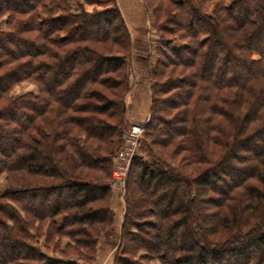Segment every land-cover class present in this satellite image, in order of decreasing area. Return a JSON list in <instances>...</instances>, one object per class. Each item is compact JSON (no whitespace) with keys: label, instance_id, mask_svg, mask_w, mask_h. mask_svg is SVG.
<instances>
[{"label":"trees","instance_id":"obj_1","mask_svg":"<svg viewBox=\"0 0 264 264\" xmlns=\"http://www.w3.org/2000/svg\"><path fill=\"white\" fill-rule=\"evenodd\" d=\"M72 1L0 0V264H76L32 247L44 226L46 247L69 237L95 261L115 230L133 42L116 0ZM165 1L146 4L153 28L183 45L138 63L148 160L129 168L114 261L264 264V0ZM23 82L37 93L13 96Z\"/></svg>","mask_w":264,"mask_h":264},{"label":"rangeland","instance_id":"obj_2","mask_svg":"<svg viewBox=\"0 0 264 264\" xmlns=\"http://www.w3.org/2000/svg\"><path fill=\"white\" fill-rule=\"evenodd\" d=\"M142 20L141 23H139L138 25H136L134 32L130 31V38L132 39L133 42V48H132V54L130 56V63H131V67H132V72H133V76L136 77V79L139 81V85H136V87H140L141 89L144 87H147L148 83L149 85H151V83L145 78L144 76L146 75L145 73H141V70H145L146 66H143V69L140 68L141 62H140V58L142 57H146V55L150 58L151 64L155 65V63L158 60V55L160 54L159 52L157 53L155 51V47L159 46L161 48V45H164L168 40L170 39H175L174 42V46L176 48L181 47L183 44H181V42L178 41V38H174V37H169V36H163L158 35L156 33V30L153 28V20L151 17L150 12H148L146 10V4L149 5L150 7H157L158 4H163L165 5L166 1L165 0H142ZM83 6V8H85V10L87 12H96V11H101L103 8H101L100 6H95V5H90L88 3H86L85 0H74L72 1V6L73 8H76V6ZM7 18V16H3L0 19V28H6L4 21ZM162 19H164V15L162 16ZM161 58V55L159 57V59ZM134 63H136V67L139 65L138 63H140L139 68H137V72L135 71V67L133 66ZM136 72V73H135ZM145 74V75H144ZM144 75V76H143ZM144 80V81H143ZM135 83L136 80H133L132 83ZM37 93V87L30 82H23L19 85H17L16 87L13 88L12 90V95L13 96H17V95H22L25 93ZM141 92V91H140ZM142 102V100H140ZM149 117V115H148ZM143 118V117H142ZM141 118V119H142ZM127 119V116H126ZM136 120L135 123H140L144 120V118L142 120ZM133 123V124H135ZM141 143H139V148H138V152L140 154L135 155L133 157H141L144 160H148V156H146V153L143 151V149L140 146ZM122 145V142H121ZM121 147V146H120ZM173 148V147H172ZM118 152V151H117ZM133 159L131 160V163L133 161ZM115 160V158H114ZM113 160V166L112 169L114 168V162ZM130 163V166H131ZM130 168V167H129ZM111 169V172H112ZM129 171V169H128ZM128 171H127V175H128ZM127 175L125 178V187H124V191H122L119 186H116L113 178H112V173L110 174V179H109V186H110V201H109V208L113 211V209L115 210V224L117 221V216L120 214V211H122V216H121V222L120 225L122 223V218H123V214H124V209H125V204H124V194L126 191V179H127ZM96 178L102 179L103 177L101 175H97ZM6 189V182H5V176L2 175L0 177V194L3 193ZM145 197V196H144ZM115 228V226H114ZM48 227L44 226L42 234H37V233H32L34 235V239L32 240V247L36 248L37 250H39L41 253H43V255H45L46 257H49L51 259H57V260H71L74 261L76 264H116V262L114 261V257L117 254H121V249L123 248V245L120 242V228L118 229V231L114 230L112 232L111 235H109L108 237H105V242H104V247L106 248V252L109 251V248L112 247V253H111V260L106 262L105 257L104 256H100L101 261L98 260V249H99V242L97 244V256L95 257V261H79V257L78 254L76 253L75 250H73L74 244L73 242H71V240L69 239V237H55L54 241L58 242V246L56 247V249H53V246H47L46 247V237L48 235V231H47ZM102 238V237H101ZM101 238L98 240L100 241ZM53 241V242H54ZM52 242V243H53ZM69 243L71 244L70 247H67V245H69ZM113 244V245H112ZM65 251L66 253H60ZM77 251L80 252V248L77 247ZM83 252H85V249L83 248L82 250ZM69 257V258H67ZM99 261V262H97ZM158 262H152L151 264H157Z\"/></svg>","mask_w":264,"mask_h":264},{"label":"crops","instance_id":"obj_3","mask_svg":"<svg viewBox=\"0 0 264 264\" xmlns=\"http://www.w3.org/2000/svg\"><path fill=\"white\" fill-rule=\"evenodd\" d=\"M116 3L127 25L129 32L130 31L134 32L136 25L141 23V20H142V10H143V7L141 5L143 4L142 0H116ZM133 66L136 68V70L137 68H139V65L136 67V63H134ZM133 80H136V82L132 83L131 90L126 95V99H125L126 116H127V121L129 124H133L136 122V120H140L142 117L145 118L149 115V87L150 85L148 83L147 87L143 86V88L141 89L138 86L136 87V85H139V81L136 79V77L133 76L131 78V81ZM140 100H142V102ZM113 211L115 212L114 209ZM121 216H122V211H120V214L117 216V221L115 224L116 231H118V229L120 228ZM105 240H106L105 237H102L101 240L99 241L98 260L101 261L100 256L101 257L104 256L106 262H108L111 260V253H112L113 248L110 247L109 251L106 252V248L103 246Z\"/></svg>","mask_w":264,"mask_h":264},{"label":"built area","instance_id":"obj_4","mask_svg":"<svg viewBox=\"0 0 264 264\" xmlns=\"http://www.w3.org/2000/svg\"><path fill=\"white\" fill-rule=\"evenodd\" d=\"M149 117H145L140 123L130 124L122 136V145L115 155V164L112 169V178L119 188L124 191L125 178L130 167L131 160L138 151L139 143L143 137L144 126L148 123Z\"/></svg>","mask_w":264,"mask_h":264}]
</instances>
